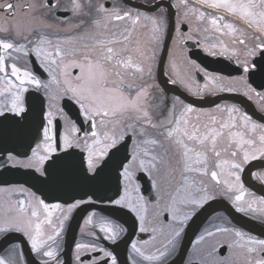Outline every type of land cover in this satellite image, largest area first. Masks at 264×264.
<instances>
[{
	"label": "snow or ice",
	"instance_id": "obj_1",
	"mask_svg": "<svg viewBox=\"0 0 264 264\" xmlns=\"http://www.w3.org/2000/svg\"><path fill=\"white\" fill-rule=\"evenodd\" d=\"M187 11L197 14L198 20H204V11L188 4V0H180ZM196 4L202 8L214 10L216 13H226L231 17L238 18L248 28H252L258 36L253 37L258 42L245 53L246 57H255L259 53L261 60H264V0H195ZM54 8H61L65 12H70L77 18L72 27L78 31L79 39L83 41L79 48L64 49L62 43L69 41H58L53 47L54 51H48L44 45H53L52 40L46 39L41 32V28H52L53 25L47 22L46 17ZM95 11L102 14V18L93 17ZM88 17L89 19H85ZM209 23L221 35H234L239 32L234 42L245 44L244 33L233 23L225 21L224 15L207 14ZM140 16L133 17L130 12L121 14L115 7L106 8L103 4H96L93 0H70L68 5L51 3V0H0V32L8 34L17 40L33 43L32 37H36L35 47L28 49L26 44L17 46L14 42L0 38V49L4 52L22 53L28 56L29 52H34L37 58L41 59V67L51 77V84L56 87H49L44 84L49 107L56 108L60 119L64 122L65 132L58 144L57 137L53 132V117L56 115L49 110L44 117L46 126L42 125V140L36 142L34 147H30V155L24 159H18L9 154L7 160L12 167L31 170L39 178L47 181L51 178L50 169L56 164L58 152L62 148L64 152L78 147L82 152H86V157L82 158L84 165V175L90 180L96 179L108 166L114 150H119L125 138L131 134L139 138L137 147L134 149L127 162L120 164L122 169L119 174L127 183L124 184V195L112 203L121 209H127L134 213L140 222V231L147 232L145 227V214L148 211L147 204L142 196H132V192L139 193V185L132 187V178L136 171H143L152 180V187L159 193L156 207L153 210V220L159 228L153 227V233L159 231L165 236L163 248L158 249L159 255L145 256L135 243L132 249L146 260H159L167 257L176 250L185 226L198 209L214 199V194L209 191L208 186L202 181L189 183L186 173L198 172L207 176L206 152L211 151L217 158L221 152L217 150V139L227 137L234 140L238 145L247 144L252 146L256 143L254 139H245L243 132H224V129L235 128L233 112L238 109H227L232 122H221L219 127H210L205 124L202 127L195 123H190L185 118L186 113L193 111L191 107L184 109L178 117L173 116L167 121H155L149 112L148 91L144 84L136 81H143L145 74L151 76L152 57L140 46V41H131V33L134 26L140 22ZM151 25V41L159 42L164 33L165 21L153 17H144ZM130 20L132 28H126L117 34L111 32L110 25L113 21ZM223 22V23H221ZM94 28L95 31H91ZM147 27V25H145ZM227 29V33L224 30ZM179 31V29H177ZM204 31H208L207 28ZM110 33V34H109ZM116 45H120L117 47ZM215 47V45H213ZM135 53L137 59L133 58ZM71 57V59H66ZM19 57H12L15 61ZM142 58V59H141ZM10 67V71L8 70ZM244 73H248L255 64L245 59L241 63ZM69 69H78L77 74L72 75ZM0 77L3 86L0 87V117L11 114L14 117L24 118L27 111L24 105V93L28 91L25 85H35L37 89L41 87V81L27 68L22 70L15 62L6 64L4 55H0ZM11 77L19 83H15ZM214 82L217 77H207ZM175 83V81H173ZM220 91L225 90L223 83L215 84ZM233 91L232 88H227ZM247 94V93H246ZM67 99L78 106L79 115L89 124L88 137L81 141L80 129L70 115L62 108L57 107L58 101ZM244 126L250 132L255 133L257 128L261 129L259 135L260 147L253 151H244L242 160H223L215 164L228 177H234V181L225 180L227 192L236 189L241 192L234 198L237 212L249 214L255 213L251 204L245 208L238 203L244 200L243 184L240 183L239 173L243 171V165L251 160L264 158V126L251 122L246 115L243 116ZM20 121H16L19 123ZM213 118V123H215ZM250 126V127H249ZM149 129L157 130L156 135L160 137L150 138L152 133ZM238 137V139H237ZM151 146V147H147ZM224 151H228L226 147ZM232 157L238 155V150L230 152ZM194 165H205L204 167H194ZM179 173L180 180L177 181L175 174ZM211 179L220 184L219 174L216 171L210 173ZM264 182V176L258 177ZM23 193V189L20 190ZM31 198L20 199L7 208L0 211V234L6 235L11 232L22 233L27 237L33 252L55 259L56 250L50 246L46 247L48 241H53L60 235L64 222L68 215L64 214L59 221V227L54 228L53 234L47 235L45 239L41 222L38 220L37 209H43L46 213L44 223L52 224L51 209H61L60 204L48 205L43 199H37L34 194H28ZM82 203L78 201L72 204L67 212ZM264 204V200L260 201ZM2 208V206H0ZM166 213V215H165ZM260 219H264V210L259 214ZM86 224L98 227L103 233V238L115 243L122 229L114 226L103 217L96 220L89 216ZM216 233H231L232 239L224 242H217L210 246L203 256V264H264V239H257L239 230L228 227H217L216 231H208L207 236L213 237ZM156 236L152 237L155 240ZM205 240V236H200L196 241L200 244ZM145 243H148L146 241ZM227 245L228 256H224L221 249ZM104 251L88 244H77V254L80 250ZM238 250V251H237ZM109 256L108 252H104ZM0 264H10L0 258ZM41 264H48V261H41ZM112 264H117L112 258Z\"/></svg>",
	"mask_w": 264,
	"mask_h": 264
},
{
	"label": "flooded vegetation",
	"instance_id": "obj_2",
	"mask_svg": "<svg viewBox=\"0 0 264 264\" xmlns=\"http://www.w3.org/2000/svg\"><path fill=\"white\" fill-rule=\"evenodd\" d=\"M135 4H142L147 7L154 8L152 13H146L141 10L132 8L124 3L123 0H93L96 4H103L106 8L112 9L115 7L123 14L124 12H130L133 17L140 16V22L134 26V30L131 33V41L135 46L137 40L140 41V46L146 45L149 48V57H152L150 61L152 71L151 76L145 74L143 81H136L138 84H144L148 91V106L149 112L155 121H167L173 116L178 117L185 108L191 107L192 112L186 113L185 118L190 123H195L201 127L205 124L210 127H219L221 122H232L227 112V109L235 108L237 112L232 113L235 128L224 129V132H243L245 139L251 138L256 141L252 146L247 144L238 145L234 140H230L227 135L217 139V150L221 152L219 158H217L211 151L205 153L207 157V171L208 175H201L198 172L186 173L189 183L194 181H202L203 185L208 186L209 191L214 194V199L208 201L203 208L198 209L193 218L188 221L185 226V230L181 235L180 241L176 246V250L167 257H163L159 260H146L139 254L135 253L132 249V244L135 243L137 247L141 249L145 256L159 255L158 249L163 248V242L165 236L159 231L153 233L151 229L153 227L159 228L153 220V210L156 207V201L159 193L152 187V180L149 175L143 171H136L132 178V187L139 185V193L132 192V196H142L147 204L148 211L145 214V227L149 229L147 232L140 231V222L136 215L127 209H121L116 207L112 201L118 199L120 195H124V184L127 183L120 176L119 172L120 164L126 158H130L137 147L139 138L133 137L129 134L123 144L119 146V150H114V154L111 156L108 172H114L116 180L118 182L117 188L119 192L114 195H106L100 200H93L91 198L81 200L78 207L73 209L71 213L67 212V209L79 200L70 203L63 204L61 201L56 200V195L53 199L45 200L34 190L33 183H30L31 176L34 174L31 170L22 168H16L11 166V162L7 160V156L12 154L18 159H24L30 155L26 154V148H29V127L28 121L26 122L21 117H14L11 114L0 117V211L7 208L10 204L15 203L20 199H24L26 202L31 197L29 193L34 194L37 199H43L48 205L60 204L61 209H51L52 211V224L44 223L46 213L43 209L38 208V220L41 222L42 230L47 235L53 234V229L59 227V221L64 214L68 215V219L64 222L63 228L59 236H56L53 241H48L46 247L50 246L56 250L55 259L43 257L42 255L35 253L31 249V245L22 233L11 232L6 235L0 234V248L8 243L0 252V258L9 261L10 264H41V261H48V264H112V258H115L117 264H203V256L210 248V246L217 242H224L225 240L232 239L231 233H216L213 237H208V231H216L217 227H228L239 230L247 235L255 237L257 239H264V219H260L259 214L264 210V204L260 201L264 200V182H261L258 177L264 176V168H249L255 162H264V158H258L251 160L249 163L243 165V171L239 173L240 183L243 184L244 200L238 202L245 208L251 204L252 208L256 212L245 214L237 212L235 209L234 198L236 195H240L241 192L233 189L231 192H227L225 180L234 181V177H228L225 173H221V169L215 167L216 163L223 160H242L244 151H253L260 147L259 135L261 129L257 128L255 133L250 132L244 126L243 116L250 118L251 122L264 126L263 122H260L253 118L248 109H252L258 116L264 117V60H261L259 53L255 57H246L245 53L248 48H251L258 41L253 37L258 36L254 29L248 28L238 18L231 17L226 13H216L212 9L202 8L201 5L196 4L195 0H188V4L194 5L196 8L204 11L206 18L204 20H198L197 14L189 12L185 16L187 11L186 7L180 3V0H130ZM87 2V0H85ZM51 3L56 4L57 0H51ZM61 4L68 5L70 0H60ZM212 15H224L225 21L233 23L239 30L244 33L243 38L245 44L234 42L236 36H239V32L234 35H221L215 31L212 25L209 23L207 14ZM63 15V16H62ZM93 17L102 18V14H98L95 11L91 14ZM144 17L163 18L164 33L162 39L157 43L151 41V25L150 22L145 20ZM47 22L53 25L52 28H41V32L46 39H50L53 45H44L48 51H54V45L60 41H69L68 43H62L61 47L64 49L79 48L83 41L79 39V33L72 27V24L77 18H74L70 12H65L61 8H54L52 12L46 17ZM85 19H89L85 17ZM223 23V22H221ZM147 25V27H145ZM172 26L173 35L170 42L167 56L159 72V61L161 52L165 40L166 32L169 27ZM111 32L117 34L123 32L126 28H132L130 20L113 21L109 26ZM207 28L208 31H204ZM179 29V31H177ZM91 31H95L90 27ZM227 29L224 30L227 33ZM110 34V33H109ZM148 37L149 39H146ZM0 38L14 42L19 46L23 43L27 45L28 49L35 47L36 37H32L33 43L29 44L27 41L17 40L8 34L0 32ZM264 39V37H261ZM215 45V47H213ZM119 47L120 45H116ZM0 54L5 56L6 64L10 65L15 62L22 70L27 68L41 81V87L36 88L35 85H25L28 89L24 93V105L28 110L27 97L30 92L41 96L44 100V117L48 111L51 110L56 115L53 117V132L57 137L58 144L62 141L60 137L64 135L65 128L64 122L60 119L56 108L49 107V101L46 97V90L43 87L44 84H49V87L54 89L56 86L51 84V77L44 68L41 67V59L37 58L34 52H29L28 56H24L22 53L16 52H4L0 49ZM12 57H19L15 61ZM133 58L137 59L135 53ZM66 59H71L67 57ZM142 59V58H141ZM248 59L250 63L255 64L254 68H250L248 73H244L241 67V63ZM34 66L37 68L34 71ZM10 71V67L8 69ZM78 69H69V73L72 75L77 74ZM4 74L0 73V77ZM159 76L162 77L163 84L166 88H175L188 96L189 98L202 102V105H191L184 102L179 97L168 93L161 87L159 82ZM206 76L217 77L214 82L210 79H206ZM15 83H19L15 80V77H11ZM175 81V83L173 82ZM223 83L225 90L220 91L214 85ZM3 83L0 82V87ZM227 88L234 89L228 91ZM247 93V94H246ZM66 103L73 114L76 126L80 129L79 136L81 141L87 139L85 133H89V124L84 121L83 117L79 115L78 106L67 100L66 98L56 102L57 107L62 108L63 103ZM208 103V104H207ZM64 111V110H63ZM215 118V123H213ZM16 121H20L16 123ZM46 126V120H43V124ZM250 127V126H249ZM152 133L150 138L160 139L156 135L157 130L149 129ZM42 140V128L40 131ZM238 139V137H237ZM40 142V141H39ZM151 147V146H147ZM228 151H224L225 148ZM77 151L78 154L86 157V152H82L80 148L74 147L68 151ZM232 150H238V155L232 157L230 152ZM64 153L62 148L58 152V156ZM205 165H194V167H204ZM86 167V165H85ZM216 171L219 176L220 184H216L211 179L210 173ZM38 176V175H37ZM177 181L180 180V175L177 172L175 174ZM23 189V193L20 191ZM217 204L218 208L215 209L208 218L199 226L197 232L194 234L192 240L189 242L191 234L189 228L192 220L207 206L210 204ZM92 207L82 217L79 225L76 227L73 243L70 249V253L66 255V241L68 238L69 225L75 216V214L84 207ZM166 215V213H165ZM89 216H93V219L103 217L108 220L114 226L119 227L123 231L120 232L119 237L115 243L103 238L104 234L99 232L98 227L86 224V220ZM205 236V240L200 244L196 241L200 236ZM156 236L155 240L152 237ZM148 241V243H145ZM77 244H88L94 246L97 249H103L104 251H92L91 247L88 250H80L77 254ZM238 251V250H237ZM104 252H108L110 255L105 256ZM224 256H228L227 245L221 249Z\"/></svg>",
	"mask_w": 264,
	"mask_h": 264
},
{
	"label": "water",
	"instance_id": "obj_3",
	"mask_svg": "<svg viewBox=\"0 0 264 264\" xmlns=\"http://www.w3.org/2000/svg\"><path fill=\"white\" fill-rule=\"evenodd\" d=\"M127 4H131L125 1ZM137 8H141L147 12H152L150 8H145L140 5H132ZM172 36V28L170 26L164 48L160 59V68L164 64L169 42ZM160 72V70H159ZM159 82L161 87L176 96L182 98L185 102L193 105H202V102H197L181 93L174 88H166L163 84L162 77L159 76ZM28 111L24 115V122L28 121L29 127V148H26V154L30 147H33L39 140V130L43 121V102L36 97L33 93L28 98ZM208 104V103H207ZM71 118H74L71 110L66 109ZM253 118L264 123V118L258 116L254 110H247ZM111 161V160H110ZM124 162V161H123ZM111 166L110 162L104 171L94 180H90L84 175V163L81 156H77L76 153L67 152L56 158V164L50 169L51 178L44 181L43 178L33 176L34 190L37 194L41 195L43 199H53L56 195V200L62 203H71L75 200H84L91 197L94 200H100L106 195H114L118 193L117 180L114 172H108V168ZM250 168H264V162H256L250 166ZM217 204H210L203 209L191 222L190 230L188 234H191L189 242L192 240L194 234L197 232L199 226L208 218V216L217 209ZM89 208L83 209L81 213L77 215L71 225V231H69L67 241L71 244L75 229L78 226L83 214L87 212Z\"/></svg>",
	"mask_w": 264,
	"mask_h": 264
},
{
	"label": "rangeland",
	"instance_id": "obj_4",
	"mask_svg": "<svg viewBox=\"0 0 264 264\" xmlns=\"http://www.w3.org/2000/svg\"><path fill=\"white\" fill-rule=\"evenodd\" d=\"M146 39H149L146 37ZM142 48L146 51V54L149 55V48L146 45H142Z\"/></svg>",
	"mask_w": 264,
	"mask_h": 264
}]
</instances>
